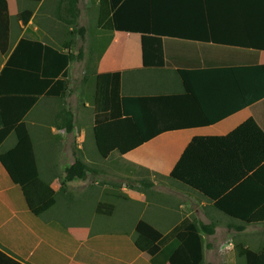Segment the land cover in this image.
I'll use <instances>...</instances> for the list:
<instances>
[{
	"label": "crops",
	"instance_id": "0c3cea01",
	"mask_svg": "<svg viewBox=\"0 0 264 264\" xmlns=\"http://www.w3.org/2000/svg\"><path fill=\"white\" fill-rule=\"evenodd\" d=\"M24 1H26L24 3L26 8H22L24 6L18 0H7L11 28L10 43L7 53L0 51V74L22 38L41 41L56 48H64L68 44H60V40L51 34L60 22L55 15L59 0ZM25 10H31L33 13L26 24L19 17ZM219 13L213 10L210 13L212 18L208 21L199 18L187 20L186 24L181 27L187 35L179 36L185 39L184 41L171 40L169 43L165 41V51H171L168 62L181 67L204 63H226L224 65H229L231 68L258 62L264 67V51L259 53L256 62L245 59L246 56H254L252 53L233 50L238 49L236 47H253L250 45L253 39L249 33L259 32L255 26L261 19L256 20L254 17H261V13L250 8L225 9L220 14L226 15L218 18L219 15L216 14ZM182 14L201 13L183 12ZM225 16L231 18L227 19ZM218 34L221 37H218ZM132 35L115 32L105 36L104 33H99L91 44L106 41L108 48L100 54H98L100 51L93 52L91 56L92 46L89 45L90 50L85 53V58L82 60L88 64L90 58H95L92 66H95L98 73L126 71L127 74L135 70L134 72L141 74L147 70H157L163 78L160 87L152 90L134 89L129 94L122 92L124 95L139 98L148 141L126 155L120 154L118 159L124 161L123 158L128 156V162L134 167L146 169L151 174H156L157 177L159 172L155 170L156 166L151 165L147 160L151 156L155 159H167L174 154L177 157L174 162L175 166L189 142L197 135L225 136L250 118H255L264 125V99L246 107L245 102H254L260 99V96L251 98L253 93L245 86H236L233 90L221 86L220 74L222 73L219 71L214 69L200 71L193 68L192 71H197L193 73L195 86L200 91L197 94L205 104L210 119L213 120V123H209L191 93L180 80L176 68H143L140 35L141 62L134 68L129 66L133 58L131 49H136L138 44ZM245 38H248L250 43L241 41ZM172 50L175 54H172ZM75 62L80 63L81 61H74L70 64V81ZM85 72L86 69L84 74ZM65 106L60 105V100L41 96L14 130L7 131L5 126L0 128V264H152L146 254L135 248L136 235L134 236L133 233L136 234L137 224L141 220H146L163 233L169 232L186 218L206 224L210 222L209 215L205 214L206 220L194 216L195 211L200 212L210 204L193 193L192 195L185 194L184 200L181 199L177 206H171L166 200H160L157 197L154 199L155 197L146 196V199H142L144 191L141 190L143 188L141 185L137 189L136 185L126 184L119 189L127 193L129 199L124 201L130 204H137V202L143 204L138 205L141 208L139 218L132 229H119L122 231L121 236L116 235L114 231L101 229V224L98 222L102 219L99 217L104 215L97 213V206L107 201L104 199L103 192L114 190V187L109 186V189H106L108 186H105V189H102L101 186L82 184L79 194L74 195L73 188L75 187L71 182L79 180H73L67 182L65 188H62L66 172L64 171L65 176L62 174L63 179L60 180L58 161L60 155L54 143L60 131H63L65 135H61L62 137L73 135L78 131L76 114L74 132L60 129V113ZM66 108H71L75 113L74 108L69 106ZM37 139L43 144L45 154H48L50 150L56 152L55 157L44 167L41 166L42 158H40L36 145ZM152 149L157 156L149 154ZM142 151H145L147 155L143 156ZM74 163L75 160L61 166L65 170L67 165ZM145 185L152 189L155 186L153 183ZM87 188L89 191H85ZM134 190H139V194H136ZM100 191L101 194H98ZM91 193L99 195L94 208L96 216L86 224L78 222L74 225L67 224L68 215L72 214L69 203L79 202L78 205H82L85 202L83 199L86 197L87 200ZM118 196L121 197V194ZM52 197L56 198L54 204L38 213L35 212ZM115 203L118 202L113 203L116 210ZM174 215H180L181 218L172 226H167ZM182 234L185 235L183 238L185 239L186 233Z\"/></svg>",
	"mask_w": 264,
	"mask_h": 264
},
{
	"label": "trees",
	"instance_id": "16d2710c",
	"mask_svg": "<svg viewBox=\"0 0 264 264\" xmlns=\"http://www.w3.org/2000/svg\"><path fill=\"white\" fill-rule=\"evenodd\" d=\"M79 4L80 0H59L55 15L62 24L72 29V35L84 39L86 27L79 25ZM247 8L261 13V17H254L261 19L255 26L259 32L249 33L253 39L251 43L248 38L241 40L253 47H236L238 49L233 50L252 53L254 56H246L245 59L257 62L259 53L264 51V0H99L97 28L108 35L115 32L140 35L143 68H176L180 80L207 121L213 123L197 94L200 91L193 78V73L197 71H192L193 68L219 71L222 73L221 86L232 90L236 86H245L253 93L251 98L260 96L254 102H245L248 107L264 99V67L258 62L232 68L224 65L226 63L181 67L168 62L171 51H165L164 43L184 41L179 36H185L187 32L181 27L189 19L208 21L213 10L221 13L225 9ZM183 12L201 14L184 15ZM220 13L216 14L218 18L226 15ZM32 14L31 10H25L19 17L26 24ZM10 32L8 2L0 0V51L4 54L8 52ZM218 37H221L220 34ZM75 44L72 40L64 48H56L41 41L20 40L0 74V128L5 126L7 131L14 130L41 96L60 101L69 97L72 92L69 66L74 61H82L86 52L83 48L75 52ZM96 51L103 52L96 45L92 47L91 56ZM93 60L95 58H90L83 80L94 86L93 135L96 148L104 159L114 151L126 155L148 141L139 98L122 94L126 71L98 73L92 66ZM60 122V129L74 132V111L65 107L60 113ZM93 171L76 156L75 163L65 167L62 188L75 179L85 180ZM170 177L201 193L218 211L239 222L235 226L237 230H245L248 225L264 224V125L250 118L225 136H195L175 164ZM55 200L52 197L35 212L49 208ZM114 210V204L108 202L97 206L101 215H111ZM216 227L215 223L206 224L186 218L163 233L146 220H141L136 227L135 248L146 254L152 264H211L204 256V235H214ZM182 233H186L183 240L179 238ZM238 248L246 264H264V246L254 250L241 244Z\"/></svg>",
	"mask_w": 264,
	"mask_h": 264
},
{
	"label": "rangeland",
	"instance_id": "374dc122",
	"mask_svg": "<svg viewBox=\"0 0 264 264\" xmlns=\"http://www.w3.org/2000/svg\"><path fill=\"white\" fill-rule=\"evenodd\" d=\"M18 1L22 6L26 3L24 0ZM79 6L81 8L79 25L86 27L85 40L77 35H72L70 33V28L61 22H58L57 27L51 31V34L57 40H60V44L75 40L76 44L74 45V50L76 52L82 47L83 50H86L85 53H88L90 46L93 47L96 45H99L101 51L106 50L108 48L106 42H100L94 45L91 44L99 33H104L97 28L99 0H80ZM26 7L27 6H24L22 8ZM104 34L106 36V33ZM132 36L138 42L136 49H131L133 58L129 66L134 68L141 62L139 52L140 37L137 34H133ZM98 54H100V52ZM73 67L75 68L70 81V89L72 92L66 100L60 101V105L63 107L66 105L75 109L78 131L73 135H66L67 137H62L61 135L64 134L63 131H60L56 139L57 141L54 143L60 155L58 160L60 165L59 177L60 180H62V174L65 176V170H63L64 168L61 165L71 163L75 160L76 156H79L95 171L89 173L84 182L79 179H75V181L79 180L78 182H71L75 187L73 188L74 195L79 194V189H81L82 184H85V186H101L102 189H105V186H108L106 189H109V186L114 187V190H111L113 192L108 190L103 192L104 199L107 200L106 202L110 201L114 203L115 201L118 203H115L116 210L111 215L99 217L102 219L98 222L101 224V229L104 230L105 228L108 231H114L116 235L121 236L122 234L120 233L122 231L119 229H132L139 218L141 208H139L138 205L141 206L143 204L138 202L137 204H130V202L124 201L129 199L127 198V193L125 194L119 189L126 184L136 185L137 189L138 186L141 185L143 187L141 190L145 193H142V196L144 195L142 199H146V196L149 198L155 197L154 199L157 197L160 200H166L171 206H177L181 199L184 200L186 198L185 194L189 193L192 195L193 193V195L201 197V199L210 204V206L205 207L200 212L195 211L194 216L206 220L205 214L207 216L209 215V223H215L217 226L214 235H204L205 260L211 264H246L245 258L240 254L238 245L242 244L244 247L260 250L264 246V225H251L246 226L245 230H237L235 226L239 223L232 221L231 218L218 211L212 202L205 196L172 179L170 177V172L177 158L174 154L167 157V159H155L152 156L147 158L151 165L156 166L155 170L159 172L157 177L156 174H151L146 169L134 167L132 163L128 162V156L123 158L124 161L118 159L120 155L118 151H114L107 159L101 157L96 148L93 135V114L95 111L93 98L94 86L92 83H87L83 80L84 70L87 68L86 62H75ZM134 71H130L124 75L122 88L124 94H129L134 89L152 90L155 87H160V83L163 82V78L159 75L160 72H157V70H147L141 74ZM85 106L87 107L85 108ZM45 142H47V138H45ZM36 145L39 150L40 158H42L41 166L44 167L55 157L56 152L50 150L48 154H45L43 144L40 143L38 139L36 140ZM142 153L143 156L147 155L145 151H142ZM149 154L157 156L153 149L149 151ZM145 182L155 184V186H153L154 189L146 186ZM99 189L100 188H98V190ZM85 191H89V188L85 189ZM138 191L139 190H134L136 194H139ZM98 194H101V191ZM98 194L91 193L87 197V200L85 197L83 199L85 202H83L82 205H78L79 202H74L73 204L69 203L72 214L68 215L66 223L74 225L76 222L81 224L90 222L92 218L96 216L94 208L97 200H99ZM118 194H121V197H119ZM58 211L60 212V209H58ZM180 218V215H174L167 226H172L174 222ZM167 226H165V228H167ZM59 230L61 231V229ZM131 231L133 232V230ZM133 235H136L135 232ZM184 236V234H181L179 238L183 239Z\"/></svg>",
	"mask_w": 264,
	"mask_h": 264
}]
</instances>
